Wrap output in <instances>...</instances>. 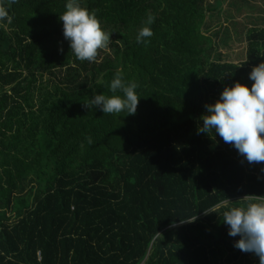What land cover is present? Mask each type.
<instances>
[{"label": "trees", "instance_id": "trees-1", "mask_svg": "<svg viewBox=\"0 0 264 264\" xmlns=\"http://www.w3.org/2000/svg\"><path fill=\"white\" fill-rule=\"evenodd\" d=\"M80 2L112 33L95 62L64 37L67 0H0V264H259L223 214L264 202V163L198 129L225 87H251L264 17L244 13L263 7ZM118 71L138 85L136 113L86 108Z\"/></svg>", "mask_w": 264, "mask_h": 264}, {"label": "clouds", "instance_id": "clouds-1", "mask_svg": "<svg viewBox=\"0 0 264 264\" xmlns=\"http://www.w3.org/2000/svg\"><path fill=\"white\" fill-rule=\"evenodd\" d=\"M59 19L63 22L64 37L78 60L95 62L99 50L109 46L112 33L102 28L97 14L82 6L80 0H67ZM5 20L10 22L9 13L0 5V21ZM153 35L150 27H144L138 33L137 42L146 43ZM249 79L253 81L251 87L237 82L225 87L215 103L206 105L203 125L198 131L218 134L249 163H264V62L253 67ZM109 88L111 95L96 94L84 106L99 108L104 114L136 113L141 98L136 91L137 83L125 81L118 71ZM88 142L92 143V139L88 138ZM223 222L228 226L229 236L240 237L234 246L255 254L259 264H264V202L249 201L230 207L223 214Z\"/></svg>", "mask_w": 264, "mask_h": 264}, {"label": "rangeland", "instance_id": "rangeland-1", "mask_svg": "<svg viewBox=\"0 0 264 264\" xmlns=\"http://www.w3.org/2000/svg\"><path fill=\"white\" fill-rule=\"evenodd\" d=\"M227 1V0H226ZM254 4L256 5V6H262L263 7V12L262 13H264V3L262 2V1H260V0H258V1H256V2H254ZM261 8V7H260ZM255 11H257V8L256 9H254L253 11H252V13H254V14H256L255 13ZM236 18H238V19H242V16L241 17H236ZM228 21H223V22H221L220 23V25L221 26H223L225 23H227ZM258 25H263L264 24V22H262L261 20H257V22H256ZM231 28V27H230ZM230 31H231V29H230ZM245 45H246V42H240V44H239V47L238 48H235V50L234 49H232V51H233V54H235L236 56L238 55V53H242L243 54V52H244V50H245ZM222 47H220V49H221ZM223 51H225L226 52V50L224 49ZM241 57V55L239 56V58Z\"/></svg>", "mask_w": 264, "mask_h": 264}, {"label": "crops", "instance_id": "crops-1", "mask_svg": "<svg viewBox=\"0 0 264 264\" xmlns=\"http://www.w3.org/2000/svg\"><path fill=\"white\" fill-rule=\"evenodd\" d=\"M256 1H258V0H250V2H251V4H254V2H256ZM260 1H262V0H260ZM263 2V1H262ZM263 12V8H260V9H257V11H255V13L256 14H254V13H252V11L250 12V11H248L247 10V12H245L244 14L245 15H250V16H255V17H259V18H263L264 17V13H262ZM244 16V15H243ZM249 24V26H253V25H255V24H251V23H248ZM258 25V24H257Z\"/></svg>", "mask_w": 264, "mask_h": 264}]
</instances>
